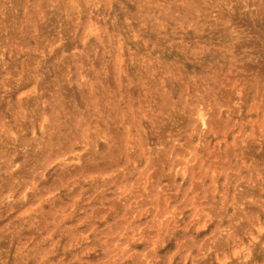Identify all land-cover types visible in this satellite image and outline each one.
Instances as JSON below:
<instances>
[{
	"label": "rangeland",
	"instance_id": "1",
	"mask_svg": "<svg viewBox=\"0 0 264 264\" xmlns=\"http://www.w3.org/2000/svg\"><path fill=\"white\" fill-rule=\"evenodd\" d=\"M0 264H264V0H0Z\"/></svg>",
	"mask_w": 264,
	"mask_h": 264
}]
</instances>
